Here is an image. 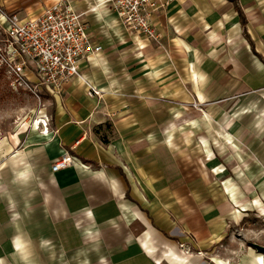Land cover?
Here are the masks:
<instances>
[{"label": "crops", "instance_id": "0c3cea01", "mask_svg": "<svg viewBox=\"0 0 264 264\" xmlns=\"http://www.w3.org/2000/svg\"><path fill=\"white\" fill-rule=\"evenodd\" d=\"M55 1L0 9L29 18ZM71 2L101 49L79 60L85 80L40 89L48 131L11 158L25 181L0 184V264H261L224 260L228 202L241 199L228 201L195 139L177 143L181 106L264 96V0H173L152 14L157 41L102 0ZM64 154L70 165L52 171Z\"/></svg>", "mask_w": 264, "mask_h": 264}, {"label": "rangeland", "instance_id": "374dc122", "mask_svg": "<svg viewBox=\"0 0 264 264\" xmlns=\"http://www.w3.org/2000/svg\"><path fill=\"white\" fill-rule=\"evenodd\" d=\"M39 94L38 98L27 89H15L0 67L1 185L26 178L21 176L18 166L22 160L11 158L28 147L26 140L32 133L45 132L44 110L50 106V100L43 91ZM168 100L164 98L165 102ZM225 105L207 108L191 101L188 106H181L178 134L184 140L177 144L190 145L192 151L191 141L195 139L199 145L196 149L204 152L206 165L217 173L221 184L226 181L228 201L231 194L241 199L237 207H230L228 202L227 232L222 239L227 253V257L222 255L224 260L239 263L249 252L264 264V254L250 245L251 242L264 245V189H261L264 187V96L244 94ZM188 118L189 125L185 121ZM41 119V124L36 123ZM188 135L190 143H187ZM255 176H259L257 181ZM232 200L237 202L236 197Z\"/></svg>", "mask_w": 264, "mask_h": 264}, {"label": "built area", "instance_id": "2783aa9c", "mask_svg": "<svg viewBox=\"0 0 264 264\" xmlns=\"http://www.w3.org/2000/svg\"><path fill=\"white\" fill-rule=\"evenodd\" d=\"M173 0H102L131 32L159 40L152 14ZM101 49L93 45L82 19L71 0H56L40 13L23 18L0 9V67L15 89L23 88L39 98L40 89H60L72 78L85 80L79 60ZM88 95L99 91L85 81ZM49 118L45 122L48 131ZM72 162L69 154L56 159L52 171Z\"/></svg>", "mask_w": 264, "mask_h": 264}, {"label": "water", "instance_id": "95a60500", "mask_svg": "<svg viewBox=\"0 0 264 264\" xmlns=\"http://www.w3.org/2000/svg\"><path fill=\"white\" fill-rule=\"evenodd\" d=\"M250 245H251V247H252L253 249H255L258 253H260V254H264V245H261V244L255 243V242H251Z\"/></svg>", "mask_w": 264, "mask_h": 264}, {"label": "bare ground", "instance_id": "6f19581e", "mask_svg": "<svg viewBox=\"0 0 264 264\" xmlns=\"http://www.w3.org/2000/svg\"><path fill=\"white\" fill-rule=\"evenodd\" d=\"M37 123V122H36Z\"/></svg>", "mask_w": 264, "mask_h": 264}]
</instances>
